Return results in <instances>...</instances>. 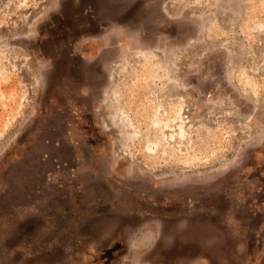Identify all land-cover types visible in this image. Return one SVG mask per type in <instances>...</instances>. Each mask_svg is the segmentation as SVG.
I'll return each instance as SVG.
<instances>
[{
    "label": "rangeland",
    "instance_id": "rangeland-1",
    "mask_svg": "<svg viewBox=\"0 0 264 264\" xmlns=\"http://www.w3.org/2000/svg\"><path fill=\"white\" fill-rule=\"evenodd\" d=\"M0 264H264V0H0Z\"/></svg>",
    "mask_w": 264,
    "mask_h": 264
}]
</instances>
